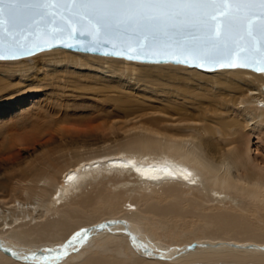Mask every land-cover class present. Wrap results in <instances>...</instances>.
<instances>
[{"label":"bare ground","instance_id":"obj_1","mask_svg":"<svg viewBox=\"0 0 264 264\" xmlns=\"http://www.w3.org/2000/svg\"><path fill=\"white\" fill-rule=\"evenodd\" d=\"M0 64L13 65L0 70L1 122L32 106L26 117L34 129L43 131L48 122L58 128L66 113L49 99L47 87L55 93L59 84L74 81L118 89L115 108L122 110L106 118L108 129L122 133L109 143L53 151L52 142L36 141L32 158L20 164L24 176L13 178L6 193L0 186V264H41L25 257L48 255L46 249L60 256L51 264H264V158L251 148L253 136L264 142L263 73L208 72L61 48ZM194 73L210 79H194ZM32 74L41 76L38 82ZM36 91L49 101L27 102ZM202 92L216 99L198 110L174 103L163 116L142 115L141 96L193 103V97L207 99ZM206 199L234 210L204 213ZM49 214L54 218L43 222ZM84 229V239L62 248ZM140 231L153 241L170 237V247Z\"/></svg>","mask_w":264,"mask_h":264},{"label":"snow or ice","instance_id":"obj_2","mask_svg":"<svg viewBox=\"0 0 264 264\" xmlns=\"http://www.w3.org/2000/svg\"><path fill=\"white\" fill-rule=\"evenodd\" d=\"M36 17L45 22L53 40L79 35L108 43L117 33L127 36V47L138 54L150 39L156 42L162 35H191L194 42L181 41L183 51L204 59L201 47L211 46L218 50L213 62L230 68L248 66L237 61L249 59L247 53L240 55L245 38L255 39L259 33L258 50L264 58V0H0V38L24 31ZM254 21L258 23L254 25ZM24 50L23 43L12 48L14 53ZM258 70L264 72V68ZM87 231L74 234L62 248L74 247ZM44 251L48 255L33 253L25 259L41 264L60 259L52 256V249Z\"/></svg>","mask_w":264,"mask_h":264},{"label":"rangeland","instance_id":"obj_3","mask_svg":"<svg viewBox=\"0 0 264 264\" xmlns=\"http://www.w3.org/2000/svg\"><path fill=\"white\" fill-rule=\"evenodd\" d=\"M39 63H42V61L36 60V64ZM12 66L13 65L10 64H0V70H4ZM150 71L157 76L173 74L170 73L171 71L165 69L162 71H158V69ZM145 72L147 73L148 69L145 70ZM194 75V77H196L194 79H210V77H206L205 75L199 73H194ZM31 76L35 79L36 82H38V79L41 78L40 75L35 76L32 74ZM85 82H88L89 84H79V82L74 81L75 86L73 85L68 87L66 85L62 86L58 83L59 87L55 88V93H52L53 89L51 87H47L49 99L53 100V98H56L55 100L59 101L58 110L60 114L66 113L65 120H61L62 122H60L58 128L57 126L52 125L50 122H48V125L45 126L43 131L39 132L34 129L32 126V121L27 120L28 118L26 117L28 115V112L33 109L32 106L28 107L29 110H26L24 108L22 110L18 109V112L13 114L12 117H8L2 122L0 121V186L2 188V192L5 191L4 193H6L7 190L11 188V182L14 181L13 178L17 179L24 176V172L22 171V166L20 164L27 159L32 158L31 151L34 150L33 145L36 143V141H41V143L47 141L52 142L48 145V147L54 151L61 147L63 148V146H81L84 148L97 147L104 141H107L109 143L110 139L116 138L122 134L118 132L116 133V131L110 130L108 129V126H106V123L108 122L106 118L108 117V115L110 116L112 115V111L116 112L118 109H120L117 108L116 110L115 102L121 97V93L118 91V89L112 90L110 88L112 86L97 84L94 81ZM86 86H88L87 89H83ZM192 86L197 87V84L192 83ZM162 88L165 91L169 89L167 86H162ZM203 90H205L204 87ZM45 93L46 92L36 91L34 96L29 95L27 97V102H30L31 104L43 103L44 105V103H47L49 101L48 98L44 97ZM202 95L207 97V99L203 97H193V103L187 102V98L184 99L182 97H180V101L172 100L170 103H168L164 101V99H162V96H158L157 99H151L148 96H141L140 104L144 106L143 110H145L142 115H148L149 117L163 116V110L171 111V105H173L174 103L181 108L186 107L187 103L189 108L194 107L196 110H198L202 105H204L203 102H211L216 99V96L207 95L206 92H202ZM185 96H188V94ZM167 98L171 99V96H167ZM27 104L30 105L29 103ZM50 105L51 103L46 105V107H50ZM16 106L17 105H15L14 108L17 109ZM46 107H42L43 109L40 110V112L42 115H46L47 117H49L46 111ZM34 110L35 112L39 111L37 107L34 108ZM120 111L122 110L120 109ZM137 116H140V114L133 117ZM60 130L62 131L59 133ZM183 131L186 133L192 131V129L184 127ZM60 136H63V138L65 137V140ZM251 148L254 157L258 155V158H264V142H260L259 140H257V137L253 136L251 139ZM28 151H30V153ZM30 155L31 157H29ZM28 175L29 177L32 176L31 173ZM110 186L111 185H109V187ZM184 189H186V186L183 187V190ZM189 196L191 195L189 194ZM185 203L188 204L189 202L184 201V204ZM190 203L195 205V212L200 210L199 208H201V206H199V202H194L192 200V202ZM203 205L202 207H204V213H210L212 210H234L231 204L228 205L227 203H212L209 202L208 199L205 200V203ZM262 215H264V212L262 213ZM46 217L47 220H44L43 222H49V220L51 221L54 218L52 217V214H49ZM200 225L202 224L200 223ZM140 233L144 234V236L147 237V240L159 243L162 246L170 247L168 242L170 241V237L164 241H153L152 238L147 234L141 231ZM4 239L6 241H10L14 245L17 244V246H20V244L13 242V240H11L10 238L5 237ZM20 247L25 246L21 245ZM216 264L222 263L217 262Z\"/></svg>","mask_w":264,"mask_h":264},{"label":"water","instance_id":"obj_4","mask_svg":"<svg viewBox=\"0 0 264 264\" xmlns=\"http://www.w3.org/2000/svg\"><path fill=\"white\" fill-rule=\"evenodd\" d=\"M249 15H255L249 13ZM258 21H254V25ZM235 35V33H234ZM128 37L125 35L114 33L108 43H104L103 39L94 41V38L77 35L75 39L67 36L58 40H53L47 35V26L44 21L36 17L30 26L26 27L24 31H18L14 36H3L0 38V60H16L35 55L39 52L51 49H66L82 53L96 54L101 56H110L116 58H123L130 61H137L143 63H173L182 64L191 68H196L200 71H215L218 69H231L227 66H221L220 63L213 62L218 55V50L211 46H203L200 49V55L204 59L194 58V55H188L182 50L181 41L194 42V36H160L156 42L151 39L146 42V47L142 53L138 54L136 50H130L126 42ZM135 41L133 40V43ZM23 43L25 50L23 53L17 51L13 52V46ZM71 45V46H69ZM249 49L252 51L249 52ZM259 49V33L255 39L245 38V47L240 52V55H249L247 61H237V63H247V67H232L245 68L256 73H263L258 69L264 68V58L261 57ZM129 57H132L131 59ZM264 92V86L262 87Z\"/></svg>","mask_w":264,"mask_h":264}]
</instances>
